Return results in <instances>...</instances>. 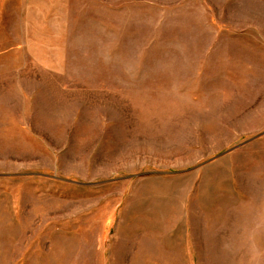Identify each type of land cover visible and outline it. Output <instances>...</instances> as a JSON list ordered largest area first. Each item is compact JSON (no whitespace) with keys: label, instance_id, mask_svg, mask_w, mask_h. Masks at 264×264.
<instances>
[{"label":"rangeland","instance_id":"374dc122","mask_svg":"<svg viewBox=\"0 0 264 264\" xmlns=\"http://www.w3.org/2000/svg\"><path fill=\"white\" fill-rule=\"evenodd\" d=\"M0 264H264V0H0Z\"/></svg>","mask_w":264,"mask_h":264}]
</instances>
